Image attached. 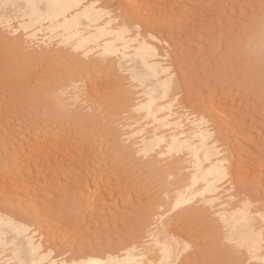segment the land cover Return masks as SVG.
<instances>
[{"label": "bare ground", "instance_id": "1", "mask_svg": "<svg viewBox=\"0 0 264 264\" xmlns=\"http://www.w3.org/2000/svg\"><path fill=\"white\" fill-rule=\"evenodd\" d=\"M139 1L140 0H124V2H125L124 5L126 7H128V9L124 12L125 13L124 14L125 15L124 22L119 23L117 25H113L111 22L112 16L110 17L109 11L107 13H103L101 10L102 8L97 7L98 5L95 6L92 1H90V4H87L84 2V0H0V19H2V20L6 19L7 20V19L13 17V15L18 16L17 18L14 16L15 19H18L19 17L25 18L24 24L26 25V27H23L24 26L22 24L23 22L22 23L19 22L18 25L19 26L22 25V27L24 28V31H26L25 29H28L31 26V28L34 29V33L32 31L30 32L31 34L33 33L32 37L38 31H42L43 30L42 27H44V25L46 23L47 25L44 28H45V31H47L48 34H50L49 36H51V38L54 37V39H55V37H58V39H60V44L67 47L66 50L70 49L69 51H73L75 56H76V59L79 62V65H81L80 72L77 73L78 75L76 74L77 75L76 77H72L70 75L68 76V75L64 74L66 76V79H67L66 81H67L68 87L70 85H73V84H75L76 85L75 87H77V90L73 93H70L69 90H67V88L66 89L61 88L62 86L59 83V80H60L59 78L62 77L60 75H61V73H63V69H61V68L56 69V67L55 68L50 67L49 65L45 64L49 67L46 66L47 68H45V70L40 69L39 71L41 73L38 71H37V73H34L33 70L31 69V67H26L21 74H19L20 72L16 73L18 75L14 74L16 76L13 79H11L12 85H14V87L12 88L13 92L10 94V98L8 96L9 100L13 104H17L18 102L22 101L23 99L30 97L29 93L32 90H36L40 95H42L43 97H46L48 99V101L53 104V108H56V109H57V107H58V109H60V108H63V109L67 108L68 109V107H70V106L78 108V109L88 108L89 112H91L93 114L97 112V113H102L103 115L104 114L105 115H112L113 113L115 114L116 110L121 109V111L123 112V115H121L119 118L117 117V120H116V124L118 122V126H117L118 128L117 129H119V126L120 127H129L130 129H133V130L128 131V134H130V135H132L134 133L140 134L139 135L140 138L136 142V143H138V145H137L138 147H137V149L134 148L135 153L137 152V153L141 154V155H139V156H141L139 158V159H141L139 162L142 161L144 163V166H145V169L147 172H151V173L153 172L155 175L159 176L158 177L159 179L162 180V182H160L161 180L159 181V184L161 183L160 195L158 194L159 197L152 204V206H154V207H152V208H154L153 209V214H154L153 218L156 222L153 224H156V226H155L156 228L154 227L153 229H151L150 232H149V230L147 231V233L149 232V234L147 236L148 239L146 240V244L144 243L145 241L144 242L142 241V239H145L144 238L145 236L141 234L139 237H135L134 239L132 237V239L130 241H127L129 243H127L125 246H123L121 244L122 247L119 249H116L115 251L111 250L110 247H109V249L108 248L105 250L101 249L100 251H98V249H97V251H95V250H89L88 248H85V250H89V251L84 252V253L82 251L81 253H79V249H77L78 251L75 249L76 252L79 254L76 253V254H73L70 256L65 255L63 253L53 255V250L45 247V241H48L51 239V240H54V242H55V240L58 238V233H60V231H58L60 229V227L61 226L63 227V224H65V223H70L68 221L65 222V220H61L62 218L54 217V216H53L54 218H52V217L49 218V216L46 215V213H48L49 209H50L49 211H51V210L54 211L52 207H54L56 204L52 200L53 199L52 197H54V195H53L54 193L52 192L53 194H51L52 195L51 196L50 191L59 190L60 188H62L63 187L62 182L59 181V183H56L57 182L56 181L55 183H52L50 181V183H52V184H49L46 187H45V185L40 186L38 184L39 187H43V188L45 187L44 188L45 192H46V194H49V195H47L48 198H45V199H47V200H45V202H44V198H43L42 204H41L42 209L40 207L41 211L39 210V212H37V214H34V213H36V212H34L35 208L37 206L39 208L38 203H36L37 198L35 197V199H32L31 204L34 205V203H36V206H35V208H33V210H31L29 208L28 209L30 211L29 213H31V211H33V213L30 215L32 216L34 214L35 218L27 217L28 214L26 216L25 213H23L21 211V209H20L21 207L18 208L16 206V204L14 205L13 199H11L10 195H9L12 188L11 189L7 188V187H9L8 186L9 184L7 186L0 184V246L3 247V250L1 251L0 254L2 255V252L4 253V251H5V253L6 252L11 253L12 252L11 253L12 255L10 254L11 257L9 256V258L7 259L8 264H11V263H13V264H179L181 261L186 260V257H190V256L193 257L194 255H197V254L201 255V254H205V253H208V254L217 253L219 258L221 259L220 264H264V188L262 189V185H261L262 181L264 180V153H263L264 152V149H263L264 146H262L263 151L261 149V151H262L261 154L260 153L258 154L257 151L253 150L252 152H257V155L249 156L248 148L245 146V145H247V143H242V140H240V139L239 140L241 142H238V139H237V141H233L235 136L236 137L243 136L240 134L244 133L243 131L246 130L245 124H248V123L245 122V124H242V125H244L245 128L242 126H241L242 127L241 128L238 124L237 120H240L241 118L237 119L236 120L237 122H235V123L238 124V126L241 128V130H243V128L245 130L241 131L242 133H240L238 130L234 129L235 131L238 132L239 136L235 135V134H237V133H235L233 135L232 140L230 139L232 137L231 133H230L231 134L230 138L225 135L227 129H229L228 131H230L232 125L235 127L233 120L229 119V116H228L229 114L226 112L227 111L231 112V111H229V108H232V107H230L229 102L231 101V99L233 97L232 95H234L230 92V90H232L231 85L233 83L231 78L235 77L239 73V71H238L239 69L238 70L236 69L235 72L233 70H232L233 72L231 70L229 72H227L228 70L226 68L229 66V63L232 61L230 56H229L231 53L227 51L229 53V55H227V57L229 56L228 57L229 60L227 59V57H226V59L228 60V62L229 61L230 62L227 63L225 65V67L223 66V63H222V65L218 64L220 67L222 66L223 69H220L219 72L217 70L215 78L212 77V79L215 80V83L217 85L219 84V86L221 85V87H222L219 90L216 89L217 94H218L217 98L220 95V97H219L220 101L215 100V97H216L215 93H213L211 91L215 85L212 88L211 87L208 88V91H209L208 94L206 92L207 87L205 85L209 84V80H206V79H209L211 76H213V75H211L209 78H206L205 81H203V80L198 81L200 86L205 84L203 86L205 87L206 90H202V89L199 90L200 86L196 85L195 82H192V83H194L195 86H198L197 87L198 92H201V90H202L203 93H206V96L208 95L207 96L208 100H209L207 102L208 103V105H207L208 109H206V110H199L198 109L196 111H191V112L186 111L182 106H179L182 103V93L184 90L186 92V89L188 88V87H185L183 85L186 84L185 82H186L187 77H188L187 80L189 81V83L186 86H190L192 84L190 81H192V79L196 78V77L192 78V76H191V79L189 80L190 77L187 75L189 74V72L192 73V71H190V70H193V69H190V68H192L193 65L195 64V63L191 64L192 66H190L189 62L190 61L195 62V60H197V59L191 58V60H189L188 58L190 56L186 55L184 58V56H182V54H180L181 56L176 55V56H178V58L183 57L184 59H186V57H188L186 59V60H188L187 61L188 64L185 63L187 65L182 64L184 62L183 60H182L183 62L179 61L178 65L176 64V66H177L176 68L178 71L177 73H175L173 70H170L168 66H166L162 61H160L159 60V53H158V49H157L158 46H156L152 41H150L151 38L149 40L145 39V38L142 39L144 37L142 35L145 33V31L140 30V28H141L140 22L141 21L134 22L133 21L134 19H132L134 16V13L136 12V10L138 8V2ZM144 1L149 2V0H144ZM231 2H232V0H231ZM150 3H152V2L150 1L148 5H150ZM238 3L236 2V4H238ZM260 3L263 4L261 1H260ZM144 4H145V6L147 5V3H144ZM152 7H150L151 10H152ZM237 7H239V6H237ZM122 8H123V6H122ZM232 8H234V7H232ZM216 9H217V6H216ZM218 9H220V8H218ZM137 11L140 12L139 9ZM223 12H226L225 9ZM217 13H220V12L218 11ZM139 14H141V12ZM221 14H222V12H221ZM221 14H219L218 16L216 15L218 18L217 20H221L220 19L221 16L223 18V15H221ZM223 14H226V13H223ZM250 14L252 15V13H250ZM168 16H170V14ZM226 16H227V14H226ZM246 17H244V18H246ZM143 18H145V17L143 16ZM224 18H223V20L225 21ZM2 20H0V23L2 22L4 24V22ZM244 20H242V22ZM249 20L250 21H248L247 23L246 22L244 24L242 23L243 32L241 34L238 33L239 36H242L241 39L239 37H237V41L240 40V43H238V42L234 43L233 42V44H235V45L230 44V46L229 45L226 46L227 45L226 44L225 46H226V48L228 47V49L231 48V46H232L231 49L232 50L237 49L238 50L237 52L241 51L239 49H244L245 52L247 51L246 55H243L244 54L243 53L242 56H241V53L244 51H241L240 54L238 53L241 57L240 56L236 57V53H233V54L237 58V60H239L238 58L241 59L240 60L241 64L238 67H240L242 74L245 77L246 76L250 77L251 82L249 83V85L251 86V83H252L253 85L258 87V89L256 90V93H257L256 97L258 98L257 100H262V99H264V7L261 10H259L258 12H256L253 15V17L250 18ZM8 22L9 21L7 20L6 23H8ZM134 23L136 25H138V24L139 25L135 26V25H133ZM144 24L146 25V23H144ZM0 25H2V24H0ZM3 26H5V25H3ZM16 26H17V24H16ZM27 26H29V27L27 28ZM148 26L149 25H147L146 27L150 28ZM7 28H9V27H7ZM238 28L240 29V27H238ZM158 29H155V31H157ZM203 30H205V29H203ZM8 31H9V29H8ZM161 31H162V29H161ZM159 32L160 31H158V33ZM164 32H165V30H164ZM204 32H206V31H204ZM198 33H199V31H198ZM27 34H26V36L29 37V34L28 35ZM164 34H166V33H163V35ZM167 34H169V33H167ZM170 34H171V32H170ZM220 34H221V32L219 33V36H220ZM3 35L5 36V34H3ZM10 35H11V33H10ZM172 35H169V37H171ZM141 36H142V38H141ZM145 36L147 37L146 34H145ZM164 36H167V35H164ZM176 36H177V34H176ZM35 37H36V35H35ZM35 37H33V38L35 39ZM45 37H47V39H49L48 35ZM202 37H200V38H202ZM158 38H159V36H158ZM58 39H56V40H58ZM171 39H173V38H171ZM175 39L176 38H174V40ZM50 40L51 39H49L47 41H50ZM159 40H160V38H159ZM166 40L168 41V39H166ZM17 41L19 42L20 40H17ZM43 43H46V42H43ZM229 43H232V42L230 41ZM182 44H184V42ZM190 44L193 45V43H190ZM199 44H200V42L198 43V46H199ZM46 45L48 46V44H46ZM186 45L188 47H191L189 45V43H187ZM43 46H44V44H43ZM47 46H45V48ZM160 46H162V45H160ZM179 46H178V48L180 49L181 45H179ZM59 47H60V45H59ZM164 47L166 48L167 46L164 45ZM195 47H196V45H195ZM219 47H220V44H219ZM222 47H224V46L222 45ZM186 49H187V47H186ZM188 49L190 50V48H188ZM188 49H187V52H189ZM14 50H15V48H14ZM24 50H26V49H24ZM169 50L170 49H168V51ZM198 50H200V49H198ZM21 52H22V50H21ZM178 52H181V51H178ZM182 52H184V51H182ZM191 52H193V51L190 50V53H188V54H190L192 56L193 53H191ZM174 53H175V51H174ZM20 54H23V53H20ZM183 54L185 55V53H183ZM70 55H71V52H70ZM211 55L213 57V54H211ZM223 55L224 54H222L221 62L225 61L223 59ZM99 58L102 59L103 61L107 62V64H106L107 70L112 69L115 66V64H117L119 66L118 68L120 69V71L123 72L128 77L129 82L132 83L131 84V86H132L131 93L130 94L126 93L128 95H127L126 99L124 101H122V103H118V102L110 103V105H113V107H114L113 110L109 109L110 106L106 101L105 102L102 101L104 99L107 100L110 96H112V94H111L112 89H113V88L111 89L112 84H111V82H109L110 80L105 81L104 77L101 76V73L96 72L95 67L92 66L94 64V63L92 64V62H97V59H99ZM36 59L38 60V64L37 65L35 64L36 65L35 67L40 68L42 66V62L45 60L44 54L39 53L38 55H36ZM10 60H12V59H10ZM10 60H8V61H10ZM214 60H215V58H214ZM177 61H178V59H177ZM180 62L182 65H180ZM197 62H198V60H197ZM62 63H64V62H62ZM90 63H91V68H89L87 70V67H84V66L87 64H90ZM173 63L175 64L177 62L175 61ZM190 63H192V62H190ZM224 63H226V62H224ZM230 65H232V64H230ZM17 67H19V65ZM233 67H231V68L228 67V68L232 69ZM238 67H236V68H238ZM202 68H204V67H202ZM188 69H190V70H188ZM201 71L202 70H200V72ZM241 71H240V73H241ZM65 72L67 73V71H65ZM195 72H197V71H195ZM202 72H203V74H205L204 70ZM211 72H212V70H211ZM112 74H115V72ZM195 74H197V73H195ZM118 75H120V74H118ZM198 75L200 77V74H198ZM198 75H196V76H198ZM122 76H124V75H122ZM204 76L205 75H203V77L202 78L200 77V78L203 79ZM199 77L196 79L199 80ZM240 78H242V77L240 76ZM244 78H243V80H244ZM62 79H63V77H62ZM234 79H236V78H234ZM198 82H197V84H198ZM125 83L126 82H124V84ZM236 83H238V81L235 82V84ZM235 84H233V85L236 86ZM211 85H212V83H211ZM249 85L247 88H249ZM128 86L130 87V84ZM183 87H185V89ZM190 88L193 89L195 87L190 86ZM190 88H188V89L190 90V92H192L193 90H191ZM251 88H252V86H251ZM188 89H187V92H188ZM234 89L236 91V88H234ZM237 89H238V87H237ZM213 90H214V92H216L215 89H213ZM0 91H2V90H0ZM128 91H130V90H128ZM124 92H126V91H123V93ZM195 93H197V92H195ZM193 94H194V91H193ZM201 94L200 93L194 94V96L200 95L199 97L201 98L202 97ZM0 95L3 96V93ZM185 96H186V94H185ZM187 96H189V94ZM5 97H6V95H5ZM192 97H193V95H192ZM252 97H255V96H252ZM194 99H193V102H194ZM44 100H46V99H44ZM196 100L201 102V99H199L198 97L196 98ZM185 101H186V98H185ZM206 101H207V99H206ZM200 102H199V104H200ZM6 103H7V101H6ZM190 103H192V102H190ZM201 103L203 104V102H201ZM257 103H259V102L257 101ZM47 104H48V102H47ZM54 104H55V106L57 105V107H54ZM202 104H201V107H202ZM1 105H2V103H1ZM195 106H198V104ZM263 106L264 105H261L259 110H261L263 108ZM10 107H12V106H10ZM37 108H38V106H37ZM1 109L2 108H0V110ZM25 109H27V108H25ZM254 109H256V108H254ZM8 110H9L8 112L11 113L10 112L11 109H9V107H8ZM262 110H264V109H262ZM33 112H35V111H33ZM259 112L260 111H258V110L256 111L257 115ZM86 113H87V111H86ZM1 114H3V113H1ZM4 114L6 115V113H4ZM77 114H78V112H77ZM262 114H264V112ZM21 115L23 116V113ZM21 115H20V118H18L19 120L17 119L18 121H20ZM4 116H1L0 119H2V117H4ZM12 116H14V115H11V117ZM97 117H99V116H97ZM23 118H25V113H24ZM103 119L104 118H102V120ZM6 120H9V119L7 118ZM25 120L22 119V122L24 123ZM241 120L244 121L245 119L243 118ZM243 121H241L240 124ZM36 122L38 123V121H36ZM88 122H89V120H88ZM114 122H115V120H114ZM11 123H12V121H11ZM6 125H7V123H6ZM262 125H264V123ZM1 126L3 127V125H1ZM76 126H78V125H76ZM247 126H249V125H247ZM2 127H0L1 128L0 129V179H3V180H1L2 183L7 182V181H8L7 183L12 182L11 186H13V182H14L13 179H17V178L22 179V176L30 177V178H28L27 181H29V179L34 178V177L37 178V176L40 173L36 172V175H35V174H33V173H35V171H31V172H33V173H31L30 171H28V169L27 170L25 169V167H27V165L29 163H30V167H31L32 162H36V163L39 162L40 165L42 164L43 165V173L46 171L45 169H47V167H44V165L48 166V168L50 165V168L52 169L53 167H51V166L53 164L60 165V164H64L66 161H69L72 163L76 162L77 164H84L87 161H90L91 163L88 166L93 167L95 165L96 161H93V159H92L93 156L91 155L90 151H86L84 153L78 154L75 157H74V155H72L73 153H71V155H68V158L69 157H71V158L64 159L65 158L64 157L62 159V158H60L61 156L54 155V153H53L54 151H52V149H51L52 146H50L49 144L48 145L50 147H48V145H46V147L38 145L39 141H37L36 138L38 137V138L42 139L43 136H41V135L45 134L42 131L40 133H38L39 131L36 130V132L38 134H40L41 137H39L37 135V136H35L36 137L35 139L31 138V139H33V142H32V140H29L30 138H28V136L29 135L31 136L33 131L31 129L32 127L30 128L28 126V124L27 125H24V124L23 125H17L16 127L13 125V127H15V128H13L11 130V132L9 133L10 135L8 137L6 134V131L8 129H5V125L3 127L4 129H2ZM110 127H111V125H110ZM233 128L231 130H233ZM237 129H239V128H237ZM248 129H250V128H248ZM44 130L45 129H43V131ZM108 130H110V129H108ZM99 131H100V129H99ZM235 131H233V132H235ZM41 133H43V134H41ZM217 133H219L221 136L218 137ZM247 133L252 134L249 131ZM2 134L4 135V137L1 138ZM47 134H48L47 137L45 136L46 134L44 135L47 139H48V137L52 138V137H50L51 134L50 135H49V133H47ZM245 134H246V131H245ZM249 138L251 139V137H249ZM52 139H50V140H52ZM262 140H261V142H262ZM54 141H55V137L53 139V142ZM42 142H43V140H42ZM236 142H238V143H236ZM40 143H41V141H40ZM43 143H41V144H43ZM252 143H250L251 146L253 145ZM262 143H264V142H262ZM45 144H46V142H45ZM55 145H56V143H55ZM74 145H76V144H74ZM132 146H133V143H132ZM53 147H54V145H53ZM107 147H109V146H107ZM256 147H257V145H256ZM238 148H239V150H238ZM253 148H255V146ZM53 149H55V148H53ZM130 149H132V148H130ZM261 151H259V152H261ZM133 153H134V151H133ZM137 153H136V155H137ZM117 154H118V152H117ZM251 155H253V154H251ZM113 156H115V155H113ZM123 157L125 158V156H123ZM130 157L132 158V156H130ZM97 161H99V160H97ZM116 162H117V160H116ZM125 163H127V162H125ZM37 165H38V163H37ZM97 165H98V163H97ZM72 167H74V166H72ZM33 168L34 167L32 166V169ZM55 169L56 168H54L53 170H55ZM92 169H94V167ZM96 169H97V167H96ZM40 170L38 169L37 171L42 172ZM48 171L49 170H47L45 172V174H47ZM56 171H58V170H56ZM67 171H66V175H68V173H70ZM77 171H79V170H77ZM81 171H83V169ZM59 174H61V173L59 172ZM95 174H92V175L94 176ZM64 175H65V173H64ZM92 175L91 176L89 175V176L92 177ZM113 175H114V173H113ZM44 176H46V175H44ZM52 176H54V175H52ZM55 176H54V178H55ZM59 176H58V178H60ZM63 176H61V177H63ZM69 176H71V174L68 175V178H70ZM89 176L86 179V181L88 183L87 186L85 185L86 189L80 193L76 192V194L77 193L79 194V195H77L78 196L77 200L75 201L74 204H71V205L69 204L68 209L70 208V214H74V212H75L74 209L75 208L77 209L78 207L80 208L83 205H86L89 208L90 207L93 208L96 206V204L99 200V197L101 195V192L103 190V188L101 187L102 183L100 184V182H99L101 177L98 178L99 175L96 176L97 177L96 179H99V180L92 183L91 181L94 180L95 177H93L94 179H91V181H90ZM106 176H108V175L106 174ZM109 176L112 177V173ZM39 177H41V176H39ZM48 177H50V176H48ZM65 177H67V176H65ZM68 178H67V180H69ZM106 178L109 181L110 177H106ZM26 179H24V180L26 181ZM9 180H12V181H9ZM24 180H19L18 182H20V181L24 182ZM32 180L33 179H31V182H32ZM37 180H38V178H37ZM63 180H65V179H63ZM102 181H104V180L102 179L101 182ZM157 181H158V179H157ZM15 182H16V180H15ZM112 182H113V180H112ZM22 183H20V184L23 185ZM37 183H38V181H37ZM109 183L111 184V182H109ZM14 184H18V183H14ZM64 184H65V182H64ZM151 184H153V186H154L153 182ZM33 186H34V184H33ZM76 186H78V185H76ZM111 186H112V184H111ZM149 186H150V183H149ZM13 187L15 188L16 186L14 185ZM14 188H13L12 193L15 192ZM23 188H24V185H23ZM23 188L20 190L21 193H24V192H22ZM29 188H31V186ZM35 188H37V186H35ZM35 188L33 191H35ZM101 188H102V190H101ZM107 188H109V187H107ZM15 190H17V187ZM109 190H110V188H109ZM136 190H134V191L136 192ZM39 191L40 190L38 189L37 192H39ZM128 191H130V190H127L126 192H128ZM103 192H102V194L104 195ZM105 192H106V190H105ZM123 192H124V190H123ZM16 193L20 194V192L17 191V192H15L14 196H16ZM30 193H32V191L27 193V194H30ZM42 193L44 194L43 191H42ZM55 194H56V191H55ZM123 195H124V193H123ZM11 196H13V194ZM30 196H31V198H33V195H30ZM49 196H51L50 197L51 199H49ZM119 196H121V195H119ZM128 196H130V198H131V193ZM135 196H136V194H135ZM18 197H20V196H18ZM40 197L38 199H41ZM104 197H105V195L102 198L104 199ZM124 197L127 199L126 196H124ZM259 197L261 199L260 201H258V199H257ZM31 198H29V199H31ZM72 198H73V196H72ZM103 199H101V200L103 201ZM129 199H128V201H129ZM72 200H74V199H72ZM101 200H99V202ZM105 200H107V199H104V201ZM124 200L125 199L123 198V201ZM19 201H21L20 198H19ZM26 201L28 202L27 199H26ZM21 202H23L22 204H24V207H25V205L26 206L28 204L30 205V202H28V204H26L25 200L21 201ZM118 202L119 201H116L117 204H118ZM120 202H122V201H120ZM103 203H100V205L102 204V206H103V205H105L106 202L104 204ZM130 203H133V202L130 201ZM119 204L117 205V207L119 206ZM123 204H124V202H123ZM120 205H122V204H120ZM126 205H128V204H126ZM56 206H58V205L56 204ZM104 207L105 206L100 208L101 210L98 207V212L99 211L102 212V209ZM38 208H36V209H38ZM26 209H27V207L25 208V210ZM94 209L96 210V208H93V210ZM86 210H85V212H87ZM93 210H91V209L88 210L91 217H92V215L90 212L93 213L95 211V210L94 211ZM36 211H38V210H36ZM62 211H63V209L61 210V213L63 215ZM77 211H79V210H77ZM82 211L83 210H81V212ZM103 211H104V209H103ZM26 212H28V210ZM58 212H59V210H58ZM112 212L115 213L116 210H115V212H114V210ZM189 212H194L195 215H197V214L200 215L201 213H204V212H207L208 214L210 213V216L213 218V227H212L213 231H212V233L214 234V237H213V239L212 238L208 239L207 242L209 243L212 240H216L215 243L218 244L216 246V248L209 247L211 244H207V247L205 248L204 252L201 253L200 252L201 250L199 252H197L196 247L200 246L202 239L199 238L200 237L199 235L195 236V235L191 234L190 230H192V229L189 230L188 227H186L187 229L185 228V226H187L189 223V222H187L185 215ZM53 214H54V212H53ZM57 214L58 213L56 210L55 216ZM109 215H110V212H109ZM109 215H108V217H109ZM114 215H116V213L113 214L111 218L109 217V219L111 220ZM66 216H67V214H66ZM81 216H82V214H81ZM138 216H140V215H138ZM67 218H68V216H67ZM67 218H66V220L69 219V218L68 219ZM103 218L104 217H102V220H103ZM69 220H71V217ZM76 221H77V219H76ZM121 221H123V220L121 219ZM62 222H63V224H62ZM117 222H114V223H117ZM100 223H101V220H100ZM108 223H109V221H108ZM33 224H35V229L33 231H31L30 227ZM60 224H62V225L60 226ZM105 225H107V224H105V222H104V226ZM142 225H144V224H142ZM150 225H152V224H150ZM66 226H68V225L66 224ZM66 226H65V229H67ZM129 226H130V224H129ZM138 226H139V224H138ZM131 228H130V231L132 230ZM184 228L186 230H188L190 233L185 232ZM198 228H199V226H198ZM138 229H140V228H138ZM60 230H62V229H60ZM145 230H147V229H145ZM107 231H109V230H107ZM141 231H140V233H141ZM65 232H66V230H65ZM192 232H193V230H192ZM196 233H198V232H195V234ZM201 233H202V231H201ZM66 234L68 235L69 233H65V235ZM62 235H63V232H62ZM67 235H66V237H67ZM103 235L105 236L106 234H103ZM136 235H138V233ZM61 238H62V236H61ZM69 238H67L68 241L71 239V238L70 239ZM104 238H103V240H104ZM111 238H113V236L110 237V239ZM97 239H99V238H97ZM110 239L108 241H111ZM63 240H65V238ZM123 240H124V238H123ZM121 241L122 240H120V242ZM61 242H62V240H61ZM88 242H90V241H88ZM88 242H84V243H88ZM104 242H107V241H104ZM142 242L144 244H141ZM50 244H51V242H50ZM58 244H62V243L59 242ZM71 244H70V247L72 246L71 248H74L73 245H71ZM80 244H82V243H80ZM66 245L67 244H65V246ZM90 245H91V243H90ZM90 245H88V247ZM108 245H110V244H108ZM51 246L53 247V245H51ZM80 246H81V248H83L82 245H80ZM66 247H68V246H66ZM78 247H79V245H78ZM104 247H107V243ZM114 247H115V245H114ZM64 248L65 247H63V250H64ZM56 250H57V248H56ZM63 250H62V252H64ZM81 250H83V249H81ZM66 252H67V250H66ZM205 256H206V254H205ZM5 259H6V257H5ZM205 259H206V257H205ZM190 260L191 259H189V261ZM1 261H3L2 258H1ZM192 261H194V260H192ZM204 261L206 263V261H208V260L206 259ZM211 262L213 263V261H211ZM218 262H219V260L216 263H218ZM190 263H192V262H190ZM183 264H186V263L184 262ZM194 264H196V259H195ZM199 264H202V263L199 262Z\"/></svg>", "mask_w": 264, "mask_h": 264}, {"label": "rangeland", "instance_id": "2", "mask_svg": "<svg viewBox=\"0 0 264 264\" xmlns=\"http://www.w3.org/2000/svg\"><path fill=\"white\" fill-rule=\"evenodd\" d=\"M90 1H92L93 2V4L95 5V6H97V7H100V8H102L101 10H102V12L103 13H107L108 11H109V14H110V17H111V22H112V24L113 25H117V24H119V23H123L124 22V19H125V11L128 9V7H126L124 4H125V2H124V0H84V2L85 3H87V4H90ZM96 3H95V2ZM141 1V0H140ZM139 1V2H140ZM152 2V3H150V5H148L149 4V2ZM240 1V2H239ZM245 3H244V2ZM260 1L263 3V4H261L260 3ZM91 2V3H92ZM101 2V3H100ZM123 2V3H122ZM138 2V8H137V10L139 9L140 10V12H141V14H139L140 12L139 11H137L136 10V12L134 13V16H133V18L132 19H134L133 21L134 22H136V21H141L140 23V25H141V28H140V30H143V31H145V33L142 35V36H144L143 38H142V36H141V38L142 39H150V41H152L156 46H158L157 47V49H158V53H159V60L160 61H162L166 66H168L169 67V69L170 70H173L175 73H177L178 71H177V66H176V64L178 65V63H179V61H181V62H183L182 64H185V63H187L188 64V60H186L188 57H186V59H184L185 58V56L187 55V56H190L188 59L189 60H191V58H196L197 60H198V62H197V60H195V62L194 61H190V62H192V63H190L189 62V65L190 66H192L191 64H194L193 65V67L192 68H190V69H193V70H190V69H188V70H190V71H192V73L191 72H189V74L187 75V76H189L190 78H189V80L191 79V76H192V78H194V77H196V78H198L199 77V75L198 74H200V77L202 78L203 77V75H207L206 77L204 76V78L203 79H201L200 77H199V80L198 79H196V78H194V79H192V81H190L191 83L192 82H195V84L196 85H198V86H200L199 85V82L198 81H201V80H203V81H205V79L206 78H209L211 75H213V76H211L209 79H206V80H209V84L208 85H205V84H203V85H205L207 88V90L205 89V87L203 86V85H201L200 86V88H199V90L200 89H202V90H206V92H207V94H208V88L209 87H213L214 85V88L213 89H215V91L216 92H214V90L212 89H210L213 93H215V100L216 101H220V99H219V97H220V95H219V97L217 98V90H219V89H221L222 87H221V85L219 86V84L217 85L216 83H215V80H213L212 79V77L213 78H215V76H216V73H217V70H218V72H219V70L220 69H223V67L221 66H219L218 64H221L222 65V63H223V66L225 67V65L227 64V63H229L228 62V60H229V56H230V58H231V62L229 63V66L228 67H233L232 69H229L228 67L226 68L228 71L227 72H229L230 70L232 71H236V69L239 71V73L235 76V77H232L231 78V80L233 81V83H232V85H231V89L232 90H230V92L232 93V94H234V95H232L233 97H232V99H231V101L229 102V104H230V107H232V108H229V111H231V112H226V113H228L227 115L229 116V119H231V120H233V122H234V124H235V127L232 125V127H231V129L233 128V130H231L230 129V131H228L229 129H227V131H226V133H225V135L227 136V137H231V134H232V137L230 138L231 140L233 139V135L235 134V133H237V134H235V135H237V136H239L238 135V132L237 131H235V130H238L240 133H242L241 131H243V130H245L244 128L246 127V134H245V131H243L244 133H242V134H240V135H243V136H241V137H236L235 136V140L233 139V141H237V139H238V142H241L240 140H242V143H247V145H245L247 148H248V153H249V156H254V155H257V152H258V154L260 153H262V151H263V149H262V146H264V143H262V142H264V125H262L263 123H264V114H262L263 112H264V110H262V109H264V106H263V108L261 109V110H259L260 109V106L261 105H264V99H262V100H257L258 98L256 97V95H257V93H256V90L258 89V87L257 86H255V85H253L252 83H251V86H252V88H251V86L249 85V83L251 82L250 80V77H245L243 74H242V71H241V69H240V67H238V66H240V58H238L239 60H237V58L236 57H239L240 55V53H241V51H244V52H242L241 53V56H242V54L243 55H246V53H247V51L245 52V50L244 49H239V50H241V51H239V52H237L238 50L236 49V50H232L231 48H232V46H231V48H229L228 49V47L226 48V46H230V44L231 45H235V44H233V42L234 43H236V42H238V43H240V40H238L237 41V37H239L240 39H241V37L242 36H239L238 35V33L239 34H241L242 32H243V25H242V23L244 24L245 22L247 23L248 21H250L249 19L250 18H252L253 17V15L256 13V12H258L259 10H261L263 7H264V0H232V2H231V0H149V2L148 1H144V0H142L140 3ZM234 2V3H233ZM236 2L238 3V4H236ZM252 2V3H251ZM256 2V3H255ZM144 3H147V5L145 6V4ZM247 3V4H246ZM254 3V4H253ZM142 4V5H141ZM144 4V5H143ZM216 4V5H215ZM257 4V5H256ZM109 5V6H108ZM141 5V6H140ZM229 5V6H228ZM254 5V6H253ZM119 6V7H118ZM122 6H123V8H122ZM153 6V7H152ZM216 6H217V9L218 8H222L221 10L220 9H216ZM226 6V7H225ZM237 6H239V7H237ZM252 6V7H251ZM261 6V7H260ZM150 7H152V10H151V8ZM232 7H234V8H232ZM243 7V8H242ZM251 10H250V9ZM253 8V9H252ZM125 9V10H124ZM224 9H225V11L226 12H223L224 11ZM124 10V11H123ZM223 10V11H222ZM111 11V12H110ZM220 12V13H217V12ZM254 11V12H253ZM221 12H222V14H221ZM223 13H226L227 14V16H226V14H223ZM250 13H252V15L250 14ZM114 14V15H113ZM118 14V15H117ZM145 14V15H144ZM170 14V16H168ZM219 14H221V15H223V18L225 19V21L223 20V18H222V16H221V20H217L218 18H217V16L219 15ZM250 14V15H249ZM217 15V16H216ZM225 15V16H224ZM14 16L17 18L18 16H16V15H13V17H11V18H9V19H7L9 22L8 23H6L7 22V20L6 19H4V20H2V19H0V20H2L3 22H4V24L1 22L0 24H2V25H0V90H2V91H0V94H2L3 93V96L2 95H0V108H2L1 110H0V118H1V116H4L5 114L4 113H6V115L4 116V117H2V119H0V124L1 125H3V127H4V125H5V129H8L7 131H6V134H7V137L10 135L9 133L11 132V130L13 129V128H15L17 125H27L28 124V126L32 129V134H31V136L29 135L28 136V138H30L29 140H32V142H33V139H31V138H36L35 136H39V137H41V136H43L42 137V139H40V138H36L37 139V141H39V144L38 145H40V146H44V147H46V145H50V146H52L53 147V145H54V147L53 148H55V149H53L52 147H51V149H52V151H54L53 153H54V155H58V156H61L60 158H64V159H66V158H68V155H71V153H73L72 155H74V157L76 156V155H78V154H81V153H84V152H86V151H90V153H91V155L93 156V161H96L97 163H98V165H97V163L95 162V165L93 166L94 167V169H92L93 167L92 166H88V165H90V161H87L86 163H84V164H77L76 162H69V161H66L64 164H60V165H56V164H53L51 167H53L52 169L50 168V165H49V168H48V166H46V165H44V167H47V169H45L46 171L47 170H49L48 172H47V174H45V172L43 173V165L41 164L40 165V163L39 162H37L38 163V165H37V163L36 162H32L31 164H32V166L36 169H32V166L30 167V163L27 165V167H25V169L27 170L28 169V171H35V173H33V172H31V173H33V174H35L36 175V172L37 173H40L38 176H37V178H38V180H37V178L36 177H34V178H31V179H33L32 180V182H31V179H29V181H27L28 180V178H30V177H27V176H22V179L20 178H17V179H13V186L15 185L16 187H17V190H15L16 189V187L14 188L13 186H11V184H12V182H9V183H7V182H4V183H2V181L1 180H3V179H0V184L2 185H5V186H7L8 184V186L9 187H7V188H12V190L10 191V198L11 199H13V202H14V205L16 204V206L18 207V208H20L21 209V211L23 212V213H25V215L27 216V214H28V216L27 217H29V218H35V215L34 214H37V212H39V210H40V207H41V204H42V200H43V198H44V202H45V200H47V199H45V198H48L47 197V195H49V194H46V192H45V187L47 186V185H49V184H52V183H55L56 181V183H59V181H61L62 182V188H60L59 190H54V191H50L51 193H50V195L51 194H53L54 195V197H52L53 199V201H54V203H56L58 206H56V204H55V208L54 207H52L53 208V210L54 211H49L48 210V213H46V215L47 216H49V218H54V217H59V218H62L61 220H65V222L66 221H68V222H70V223H65L64 221V223L65 224H63V222H62V224H63V227L61 226L62 224H60V229H62V230H58V231H60V233H58V238L55 240V242H54V240H48V241H45V247H47V248H49V249H51V250H53V255H57V254H65V255H68V256H70V255H73V254H76L77 252H76V250L77 249H79V253H81L82 251H83V253L84 252H87V251H89V250H95V251H97V249H98V251H100L101 249H109V247L111 248V250H116V249H119V248H121L122 247V245L123 246H125L127 243H129V242H127V241H130L131 239H132V237H133V239L135 238V237H139L141 234L142 235H144L145 237V239H142V241L146 244V240L148 239V234H149V232L151 231V229H153L155 226H156V224H153V223H156L155 222V220H154V214H153V209L154 208H152V207H154V206H152V204H153V202L159 197V195H160V188H161V183L159 184V181L161 180V179H159L158 177V175H155L153 172L151 173V172H147L146 171V169H145V166H144V163L141 161V162H139L141 159H139L141 156H139V155H141L140 153H137V155H136V153H135V149H137V145H138V143H136L137 142V140L140 138V134L139 133H134V134H132V135H130V134H128V131H130V130H133V129H130L129 127H120L119 126V129H117L118 127V122H117V124H116V120H117V117L119 118L121 115H123V112L121 111V109H119V110H116L115 111V114L113 115H103L102 113H91V112H89V110H88V108H83V109H78V108H75V107H72V106H70V107H68V109L67 108H65V109H63V108H60V109H58V107H57V105L55 106V104H54V107H57V109L56 108H53V104L51 103V102H49L48 101V99L46 98V97H43L42 95H40L36 90H32L30 93H29V96L30 97H28V98H26V99H23L22 101H20V102H18L17 104H13L10 100H9V98H10V94L13 92V87H14V85H12V80L11 79H13L16 75H18V74H16V73H19V74H21L22 72H23V70L26 68V67H31V69L33 70V72L34 73H37V71L38 72H40L39 70L40 69H44L45 70V68H47V67H56V69H63V73H61V75L60 76H62L63 77V79H62V77H60L59 79L61 80H59V83L61 84V88H64V89H66L67 88V90H69V92L70 93H73V92H75L76 90H77V87H75L76 85L75 84H73V85H70L69 87H68V85H67V79H66V76L65 75H70V76H72V77H76L78 74L77 73H79L80 72V69H81V65H79V62H78V60L76 59V56H75V54H74V52L73 51H69L70 49H68V50H66L67 49V47H65L64 45H61L60 44V39H58V37H55V39H54V37H52L51 38V36H49L50 34H48V32L47 31H45V26L47 25L46 23H45V25H44V27H42V31H38L35 35H36V37H35V35L33 36V37H35V39L32 37V35H33V33H34V29H32L31 28V26L29 27V26H27V28L28 29H25L26 31H24V28L23 27H26V25L24 24V21H25V18H21V17H19L18 19H15L14 18ZM143 16L145 17V18H143ZM247 16V17H246ZM124 17V18H123ZM244 17H246V18H244ZM123 18V19H122ZM142 18V19H141ZM227 18V19H226ZM11 19V20H10ZM20 19V20H19ZM245 19V20H244ZM148 20V21H147ZM242 20H244L243 22H242ZM6 21V22H5ZM19 22H23L22 24L24 25L23 27H22V25H18L19 24ZM116 22V23H115ZM146 23V25L144 24V23ZM182 22V23H181ZM6 23V24H5ZM10 23V24H9ZM188 23V24H187ZM16 24H17V26H16ZM3 25H5V26H3ZM12 27H11V26ZM133 25H135V26H138V25H136L135 23L133 24ZM147 25H149L148 27H150V28H147L146 26ZM153 25V26H152ZM9 27V28H7V27ZM152 27V28H151ZM238 27H240V29L238 28ZM3 28V29H2ZM13 28V29H12ZM15 28V29H14ZM143 28V29H142ZM159 28V29H158ZM225 28V29H224ZM237 28V29H236ZM8 29H9V31H8ZM31 29V30H30ZM136 29V28H135ZM155 29H158L157 31H155ZM161 29H162V31H161ZM193 29V30H192ZM196 29V30H195ZM203 29H205V30H202ZM4 30V31H3ZM30 30V31H29ZM151 30V31H150ZM164 30H165V32H164ZM195 30V31H194ZM8 31V32H7ZM33 32L32 34L30 33V32ZM153 31V32H152ZM158 31H160L159 33H158ZM198 31H199V33H198ZM202 31V32H201ZM204 31H206V32H204ZM43 32V33H42ZM147 32V33H146ZM170 32H171V34H170ZM180 32V33H179ZM204 32V33H203ZM221 32V34H220V36H219V33ZM5 34V36L3 35V34ZM8 33V34H7ZM10 33H11V35H10ZM29 34V37H27L26 36V34ZM46 33V34H45ZM163 33H166V34H164V35H167V36H164L163 35ZM167 33H169V34H167ZM177 34V36H176V34ZM24 34V35H23ZM27 34V35H28ZM145 34L147 35V37L145 36ZM157 34V35H156ZM173 34V35H172ZM7 35V36H6ZM47 36L48 35V38L49 39H51L50 41H47V40H49V39H47V37H45V36ZM169 35H172L171 37H169ZM200 35V36H199ZM204 35V36H203ZM11 36V37H10ZM14 36V37H13ZM26 36V37H25ZM44 36V37H43ZM158 36H159V38H160V40H159V38H158ZM166 41H164L161 37ZM176 36V37H175ZM203 36V37H202ZM42 37V38H41ZM200 37H202V38H200ZM3 40H2V39ZM12 38V39H11ZM20 40L19 42L16 40ZM31 40H30V39ZM44 38V39H43ZM157 40H156V39ZM171 38H173V39H171ZM174 38H176L175 40H174ZM184 38V39H183ZM10 39V40H9ZM43 39V40H42ZM56 39H58V40H56ZM166 39H168V41L166 40ZM198 39V40H197ZM14 40V41H13ZM40 42H39V41ZM156 40V41H155ZM171 42H170V41ZM189 40V41H188ZM25 41V42H24ZM31 41V42H30ZM58 41V42H57ZM158 41V42H157ZM187 41V42H186ZM197 41V42H196ZM232 42V43H229V42ZM9 42V43H8ZM21 42V43H20ZM42 42V43H41ZM43 42H46V43H43ZM160 42V43H159ZM165 44H164V43ZM184 42V44H182ZM200 42V44H199V46H198V43ZM220 42V43H219ZM13 43V44H12ZM19 43V44H18ZM50 43V44H49ZM174 43V44H173ZM178 43V44H177ZM187 43H189V45L191 46V47H188L186 44ZM190 43H193V45L192 44H190ZM220 44V47H219V44ZM43 44H44V46H43ZM46 44H48V46L46 45ZM166 45L167 47L165 48L164 47V45ZM196 45V47H195V45ZM227 44V45H226ZM59 45H60V47H59ZM160 45H162V46H160ZM179 45H181V48L179 49L178 48V46ZM222 45L224 46V47H222ZM226 45V46H225ZM11 46V47H10ZM15 46V47H14ZM38 48H37V47ZM45 46H47L46 48H45ZM169 46V47H168ZM185 48H184V47ZM18 47V48H17ZM32 47V48H31ZM42 47V48H41ZM64 47V48H63ZM180 47V46H179ZM184 49H183V48ZM186 47H187V49L188 48H190V50H192L193 52H191V53H193L192 54V56L190 55V54H188V53H190V50L188 49V51L189 52H187V49H186ZM201 47V48H200ZM234 47V46H233ZM12 48V49H11ZM14 48H15V50H14ZM165 48V49H164ZM192 48V49H191ZM24 49H26V50H24ZM34 49V50H33ZM38 49V50H37ZM57 51H56V50ZM168 49H170L169 51H168ZM178 49V50H177ZM183 49V50H182ZM198 49H200V50H198ZM21 50H22V52H21ZM33 50V51H32ZM186 50V51H185ZM198 50V51H197ZM212 52H211V51ZM215 50V51H214ZM6 51V52H5ZM174 51H175V53H174ZM178 51H181V52H178ZM182 51H184V52H182ZM226 53H225V52ZM230 52L231 54L229 55V53L228 52ZM233 51V52H232ZM8 52V53H7ZM12 52V53H11ZM60 52V53H59ZM69 52V53H68ZM70 52H71V55H70ZM5 53V54H4ZM20 53H23V54H20ZM39 53H42V54H44V58H45V60L42 62V66L40 67V68H38V67H35L37 64H38V60L36 59V55H38ZM178 53V54H177ZM183 53H185V55L183 54ZM233 53H236V57L234 56V54ZM239 53V54H238ZM20 54V55H19ZM52 54V55H51ZM66 54V55H65ZM73 54V55H72ZM180 54H182V56H184V58L183 57H179L178 58V56H181ZM196 54V55H195ZM211 54H213V57H212V55ZM222 54H224L223 55V59L225 60V61H222L221 62V58H222ZM14 55V56H13ZM173 55V56H172ZM176 55H178V56H176ZM195 55V56H194ZM220 55V56H219ZM226 55V56H225ZM227 55H229L228 57H227ZM50 56V57H49ZM68 56V57H67ZM175 56V57H174ZM194 56V57H193ZM240 56V57H241ZM12 57V58H11ZM15 57V58H14ZM17 57V58H16ZM21 57V58H20ZM28 57V58H27ZM164 57V58H163ZM173 57V58H172ZM218 59H217V58ZM226 57H227V59H226ZM12 59V60H10V59ZM163 58V59H162ZM214 58H215V60H214ZM21 59V60H20ZM75 59V60H74ZM168 59V60H167ZM177 59H178V61H177ZM181 59V60H180ZM208 59V60H207ZM8 60H10V61H8ZM14 60V61H13ZM54 60V61H53ZM173 60V61H172ZM183 60V61H182ZM193 60V59H192ZM220 60V61H219ZM48 61V62H47ZM58 61V62H57ZM64 62V63H62V62ZM177 62V63H173V62ZM15 62V63H14ZM28 62V63H27ZM52 62V63H51ZM55 62V63H54ZM70 62V63H69ZM181 62H180V65H182L181 64ZM203 62V63H202ZM209 62V63H208ZM220 62V63H219ZM224 62H226V63H224ZM8 63V64H7ZM21 63V64H20ZM69 63V64H68ZM94 63V64H93ZM207 65H206V64ZM24 64V65H23ZM33 64V65H32ZM36 64V65H35ZM45 64H47V65H49V66H47V65H45ZM68 64V65H67ZM92 66L93 67H95V70H96V72H100L101 73V76L102 77H104V80L105 81H109V82H111V84H112V86H111V89H112V96H110L107 100H102L103 102H107L108 104H109V109L110 110H113L114 109V107H113V105H110V103H116V102H118V103H122V101H124L125 99H126V97H127V95L128 94H130L131 93V89H132V86H131V84L132 83H130L129 82V79H128V77L123 73V72H121L120 71V69L118 68L119 66L117 65V64H115V66L112 68V69H110V70H107V68H106V64H107V62L106 61H103L102 59H97V62H92ZM187 64H185V65H187ZM205 64V65H204ZM230 64H232V65H230ZM19 65V67H17ZM57 65V66H56ZM62 65V66H61ZM200 65V66H199ZM203 65V66H202ZM237 65V66H236ZM10 66V67H9ZM47 66V67H46ZM99 66V67H98ZM184 66V65H183ZM189 66V67H190ZM218 66V67H217ZM3 67V68H2ZM14 69H13V68ZM76 69H75V68ZM84 67H87V70L89 69V68H91V63L90 64H87V65H85ZM188 67V68H189ZM195 67V68H194ZM202 67H204V68H202ZM215 67V68H214ZM236 67H238V68H236ZM23 68V69H22ZM69 68V69H68ZM74 68V69H73ZM116 68V69H115ZM118 68V69H117ZM201 68V69H200ZM7 69V70H6ZM9 69V70H8ZM22 69V70H21ZM72 69V70H71ZM94 69V68H93ZM199 69V70H198ZM21 70V71H20ZM76 70V71H75ZM119 72H118V71ZM200 70H204V73L205 74H203V72L201 71L200 72ZM211 70H212V72H211ZM65 71H67V73L65 72ZM195 71H197V72H195ZM232 71V72H233ZM240 71H241V73H240ZM70 72V73H69ZM74 74H73V73ZM104 72V73H103ZM115 72V74H112V73H114ZM197 73V74H195V73ZM41 73V72H40ZM109 73V74H108ZM117 73V74H116ZM212 73V74H211ZM14 74H16V75H14ZM65 74V75H64ZM72 74V75H71ZM77 74V75H76ZM118 74H120V75H118ZM209 74V75H208ZM116 75V76H115ZM122 75H124V76H122ZM196 75H198V76H196ZM113 76V77H112ZM120 76V77H119ZM240 76L242 77V78H240ZM10 77V78H9ZM124 77V78H123ZM245 77V78H244ZM234 78H236V79H234ZM243 78H244V80H243ZM126 81H125V80ZM187 79H188V77H187ZM186 79V84H184L183 86H185V87H188V88H190V86H192V87H195V88H190L191 90H193L194 91V94H201V98L199 97L200 95H195L194 96V94H193V91L192 92H190V90L188 89V92H187V89H186V92H185V90L183 91V93H182V103L179 105V106H182L186 111H188V112H191V111H196V110H206V109H208V95L206 96V93H203V91L201 90V92H198V86H195L194 85V83H190L189 85L190 86H186L188 83H189V81ZM238 79V80H237ZM240 79V80H239ZM120 80V81H119ZM238 81V83H236L235 84V82H237ZM6 81V82H5ZM66 81V82H65ZM128 81V82H127ZM241 81V82H240ZM244 81V82H243ZM8 82V83H7ZM65 82V83H64ZM124 82H126L125 84H124ZM197 82H198V84H197ZM2 83V84H1ZM123 83V84H122ZM130 84V87L128 86L129 84ZM211 83H212V85H211ZM120 84V85H119ZM233 84H235L236 86H234ZM5 85V86H4ZM67 85V86H66ZM125 85V86H124ZM194 85V86H193ZM238 85V86H237ZM243 85V86H242ZM248 85H249V88H247L248 87ZM128 86V87H127ZM234 86V87H233ZM246 88H245V87ZM254 86V87H253ZM116 87V88H115ZM121 87V88H120ZM127 89H126V88ZM185 87H183L184 89H185ZM219 87V88H218ZM237 87H238V89H237ZM241 87V88H240ZM115 88V89H114ZM234 88H236V91H235V89ZM256 88V89H255ZM118 89V90H117ZM122 89V90H121ZM217 89V90H216ZM250 91H249V90ZM254 89V90H253ZM128 90H130V91H128ZM197 90V91H196ZM226 90V89H225ZM123 91H126V92H124L123 93ZM255 91V92H254ZM195 92H197V93H195ZM205 92V91H204ZM235 92V93H234ZM252 92V93H251ZM262 92V91H261ZM119 93V94H118ZM123 93V94H122ZM126 93H128V94H126ZM189 94V96H187L188 94ZM185 94H186V96H185ZM204 94V95H203ZM5 95H6V97H5ZM124 95V96H123ZM192 95H193V97H192ZM8 96H9V98H8ZM114 96V97H113ZM118 96V97H117ZM123 96V97H122ZM235 96V97H234ZM252 96H255V97H252ZM188 97V98H187ZM198 97L199 99H201V102H203V104L200 102V101H197L196 100V98ZM111 98V99H110ZM185 98H186V101H185ZM192 100H191V99ZM195 98V99H194ZM204 98V99H203ZM207 99V101H206V99ZM29 99V100H28ZM44 99H46V100H44ZM119 99V100H118ZM184 99V100H183ZM193 99H194V102H193ZM255 99V100H254ZM116 100V101H115ZM188 100V101H187ZM6 101H7V103H6ZM48 102V104H47V102ZM192 102V103H190V102ZM257 101L259 102V103H257ZM45 102V103H44ZM188 102V103H187ZM199 102H200V104H199ZM1 103H2V105H1ZM186 103V104H185ZM6 104V105H5ZM191 104V105H190ZM198 104V106H195V105H197ZM201 104H202V107H201ZM258 104V105H257ZM38 106V108H37V106ZM42 105V106H41ZM194 105V106H193ZM234 105V106H233ZM10 106H12V107H10ZM14 106V107H13ZM23 106V107H22ZM190 108H189V107ZM255 106V107H254ZM8 107H9V109H11L10 110V112L11 113H9L8 111ZM47 107V108H46ZM188 107V108H187ZM25 108H27V109H25ZM192 108V109H191ZM254 108H256V109H254ZM5 109V110H4ZM38 109V110H37ZM54 109V110H53ZM189 109V110H188ZM4 110V111H3ZM14 110V111H13ZM74 110V111H73ZM228 110V109H227ZM255 110V111H254ZM260 111L259 113H258V115H257V113H256V111ZM30 111V112H29ZM33 111H35V112H33ZM65 111V112H64ZM86 111H87V113H86ZM62 112V113H61ZM77 112H78V114H77ZM1 113H3V114H1ZM16 113V114H15ZM23 113V116L21 115ZM24 113H25V118H23L24 117ZM30 113V114H29ZM37 113V114H36ZM43 113V114H42ZM81 113V114H80ZM83 113V114H82ZM86 113V114H85ZM59 114V115H58ZM88 114V115H87ZM97 114V115H96ZM10 115V116H9ZM11 115H14V116H12L11 117ZM20 115H21V119H20V121H18L19 119L18 118H20ZM66 115V116H65ZM88 117H87V116ZM7 116V117H6ZM53 116V117H52ZM73 116V117H72ZM97 116H99V117H97ZM10 117V118H9ZM36 117V118H35ZM110 117V118H109ZM9 119V120H6V119ZM89 118V119H88ZM102 118H104L103 120H102ZM245 119L244 121L243 120H241V119ZM18 119V120H17ZM22 119L23 120H25L24 121V123L22 122ZM237 119H240V120H237ZM28 120V121H27ZM38 121V123L36 122V121ZM83 120V121H82ZM88 120H89V122H88ZM92 120V121H91ZM99 120V121H98ZM111 120V121H110ZM114 120H115V122H114ZM238 121V124H239V126L241 127H244V125H242V124H245V122L246 123H248V124H245L246 126L243 128V130H241V128L238 126V124L237 123H235V122H237ZM11 121H12V123H11ZM17 121V122H16ZM66 121V122H65ZM70 121V122H69ZM94 121V122H93ZM101 121V122H100ZM241 121H243L241 124H240V122ZM262 121V122H261ZM4 122V123H3ZM20 122V123H19ZM6 123H7V125H6ZM19 123V124H18ZM76 123V124H75ZM262 123V124H261ZM91 124V125H90ZM0 125V127H2ZM12 125V126H11ZM13 125L15 126V127H13ZM76 125H78V126H76ZM82 127H81V126ZM110 125H111V127H110ZM247 125H251L250 127L249 126H247ZM7 126V127H6ZM87 126V127H86ZM106 126V127H105ZM2 127V129H4ZM250 128V129H248V128ZM87 128V129H86ZM124 128V129H123ZM126 128V129H125ZM237 128H239V129H237ZM1 129V128H0ZM43 129H47L46 131L44 130L43 131ZM65 129V130H64ZM75 129V130H74ZM99 129H100V131H99ZM108 129H110V130H108ZM123 129V130H122ZM235 129V130H234ZM36 130H38L39 132L38 133H40L41 131L42 132H44L45 134H43V133H41V134H43V135H41L40 136V134H38L37 132H36ZM250 132V133H252V134H249V133H247L248 131ZM88 131V132H87ZM103 131V132H102ZM117 131V132H116ZM124 131V132H123ZM127 131V132H126ZM232 131V132H231ZM233 131H235V132H233ZM59 132V133H58ZM83 132V133H82ZM35 133V134H34ZM47 133H49V135H50V137H52L53 139H54V137H55V141L53 142V139L52 138H49L48 137V139L46 138L47 137ZM96 133V134H95ZM231 133V134H230ZM114 134V135H113ZM125 134V135H124ZM46 137H45V136ZM55 135V136H54ZM77 135V136H76ZM93 135V136H92ZM254 135V136H253ZM72 136V137H71ZM74 136V137H73ZM112 136V137H111ZM116 136V137H115ZM121 136V137H120ZM217 136L218 137H220L221 135L219 134V133H217ZM2 137H4V135L2 134L1 135V138ZM45 137V138H44ZM103 137V138H102ZM243 137V138H242ZM249 137H251V139L249 138ZM255 137V138H254ZM85 138V139H84ZM88 138V139H87ZM91 138V139H90ZM113 138V139H112ZM262 140V142H261V140ZM40 139V140H39ZM48 141H47V140ZM50 139H52V140H50ZM240 139V140H239ZM250 139V140H249ZM259 139V140H258ZM42 140H43V142L45 141L46 142V144H45V142L43 143L42 142ZM84 140V141H83ZM92 140V141H91ZM120 140V141H119ZM40 141H41V143H43V144H41L40 143ZM254 141V142H253ZM48 142V143H47ZM76 142V143H75ZM91 142V143H90ZM111 142V143H110ZM130 142V143H129ZM238 142H236V143H238ZM253 142V143H252ZM55 143H56V145H55ZM98 143V144H97ZM110 143V144H109ZM132 143H133V146H132ZM250 143H252L253 145L251 146V144ZM255 143V144H254ZM257 143V144H256ZM53 144V145H52ZM74 144H76V145H74ZM92 144V145H91ZM107 144V145H106ZM131 144V145H130ZM263 144V145H262ZM48 145V147H50ZM90 145V146H89ZM101 145V146H100ZM256 145H257V147H256ZM94 146V147H93ZM106 146V147H105ZM107 146H109V147H107ZM113 148H112V147ZM118 146V147H117ZM255 146V148H253ZM97 147V148H96ZM40 148V147H39ZM106 148V149H105ZM108 148V149H107ZM130 148H132V149H130ZM135 148V149H134ZM58 149V150H57ZM90 149V150H89ZM114 149V150H113ZM261 149H262V151H261ZM107 150V151H106ZM238 150H239V148H238ZM257 151V152H252V151ZM57 151V152H56ZM70 151V152H69ZM105 153H104V152ZM112 151V152H111ZM118 152V154H117V152ZM133 151H134V153H133ZM259 151H261V152H259ZM56 152V153H55ZM103 152V153H102ZM128 153V154H127ZM256 153V154H255ZM264 153V152H263ZM60 154V155H59ZM127 154V155H126ZM251 154H253V155H251ZM111 155V156H110ZM113 155H115V156H113ZM135 155V156H134ZM117 156V157H116ZM123 156H125V158L123 157ZM130 156H132V158L130 157ZM73 157V156H72ZM69 158H71V157H69ZM68 158V159H69ZM122 158V159H121ZM136 160H135V159ZM91 159V160H92ZM97 160H99V161H97ZM110 160V161H109ZM116 160H117V162H116ZM119 161V162H118ZM127 162V163H125V162ZM103 162V163H102ZM130 162V163H129ZM133 162V163H132ZM138 162V163H137ZM76 163V164H75ZM102 163V164H101ZM116 163V164H115ZM119 163V164H118ZM129 163V164H128ZM128 164V165H127ZM40 165V166H39ZM48 165V164H47ZM104 165V166H103ZM67 166V167H66ZM72 166H74V167H72ZM81 166V167H80ZM83 166V167H82ZM102 166V167H101ZM38 167V168H37ZM78 167V168H77ZM96 167H97V169H96ZM110 169H109V168ZM54 168H56L55 170H53ZM60 170H59V169ZM65 168V169H64ZM69 168V169H68ZM32 169V170H31ZM40 170V171H42V172H38L37 170ZM68 171H67V170ZM83 169V171H81ZM87 169V170H86ZM56 170H58V171H56ZM63 170V171H62ZM77 170H79V171H77ZM91 170V171H90ZM66 171L67 172H70V173H68V175H70L71 174V176H69L70 178H68V175H66ZM93 171V172H92ZM110 173H109V172ZM112 171V172H111ZM116 171V172H115ZM56 172V173H55ZM59 172L61 173V174H59ZM65 173V175H64V173ZM89 172V173H88ZM49 173V174H48ZM51 173V174H50ZM55 173V174H54ZM96 173V174H95ZM104 173V174H103ZM111 173H112V177L111 176H109V175H111ZM113 173H114V175H113ZM145 173V174H144ZM92 174H95L94 176L92 175ZM106 174L108 175V176H106ZM141 174V175H140ZM144 174V175H143ZM44 175H46V176H44ZM52 175H56L55 176V178H54V176H52ZM60 175V176H59ZM64 175V176H63ZM76 175V176H75ZM80 175V176H79ZM90 175H92V177H90V181H91V179H94L93 177H95V179L94 180H92L91 182L93 183V182H95V181H97V180H99V179H96L97 177L96 176H98V178H100V184L102 183V188H103V190H102V188H101V190H102V192L104 193V195H105V197H104V199H107V200H105L104 201V199L102 198L104 195L102 194V192H101V195H100V197H99V200H101V199H103V201L101 202H99V200H98V202H97V204H96V206L95 207H93V208H96V212L93 210V208L92 207H88V206H86V205H83L82 207H78L77 209L75 208L74 209V214H70V208L68 209V206H69V204L71 205V204H74L75 203V201L77 200V198H78V196L77 195H79L78 193H80V192H82L83 190H85L86 189V186H87V181H86V179L88 178V176ZM101 175V176H100ZM110 177V179H109V181H108V179L105 177ZM34 176V175H33ZM39 176H41V177H39ZM48 176H50V177H48ZM58 176L60 177V178H58ZM61 176H63V177H61ZM65 176H67V177H65ZM54 179H53V178ZM77 177V178H76ZM27 178V179H26ZM58 178V179H57ZM65 179V180H63V179ZM67 178L69 179V180H67ZM105 178V179H104ZM142 178V179H141ZM251 178V177H250ZM24 180V179H26V181L24 180V182L22 183L21 181L20 182H18L19 180ZM35 179V180H34ZM48 179V180H47ZM50 179V180H49ZM104 180V181H102L101 182V180ZM157 179H158V181H157ZM252 179V178H251ZM15 180H16V182H15ZM112 180H113V182H112ZM249 180V179H248ZM9 181H12V180H9ZM37 181H38V183H37ZM43 181V182H42ZM48 181V182H47ZM50 181L52 182V183H50ZM73 183H72V182ZM83 181V182H82ZM108 181V182H107ZM149 181V182H148ZM29 182V183H28ZM64 182H65V184H64ZM85 182V183H84ZM109 182H111V184H112V186H111V184L109 183ZM154 183V186H153V184H151V183ZM160 182H162V180L160 181ZM7 183V184H6ZM14 183H18V184H14ZM20 183H22L23 185H24V188H23V185H21ZM27 183V184H26ZM34 184V186H33V184ZM36 183V184H35ZM71 183V184H70ZM82 183V184H81ZM107 183V184H106ZM147 183V184H146ZM149 183H150V186H149ZM246 183V182H245ZM264 180L262 181V183H261V185H262V189L264 188ZM31 184V185H30ZM38 184L41 186H44L45 185V187L43 188V187H39L38 186ZM74 186H73V185ZM26 185V186H25ZM67 185V186H66ZM76 185H78V186H76ZM86 185V186H85ZM106 185V186H105ZM108 185V186H107ZM20 186V187H19ZM31 186V188H29ZM35 186H37V188H35ZM19 187V188H18ZM23 188V190H22V192H24V193H21V189ZM39 187V188H38ZM107 187H109L110 188V190H109V188H107ZM132 187V188H131ZM13 188H14V191L15 192H20V194L19 193H16V196H14V194H15V192L14 193H12L13 192ZM21 188V189H20ZM26 188V189H25ZM34 188H35V191H33L34 190ZM43 188V189H42ZM77 188V189H76ZM84 188V189H83ZM128 188V189H127ZM148 188V189H147ZM30 191H29V190ZM32 189V190H31ZM39 189L40 191L39 192H37V190ZM72 189V190H71ZM137 189V190H136ZM63 190V191H62ZM105 190H106V192H105ZM123 190H124V192H123ZM127 190H130V191H128V192H126ZM134 190H136V192L134 191ZM31 192L32 191V193H30V194H27V193H29V192ZM42 191L44 192V194L42 193ZM55 191H56V194H55ZM74 191V192H73ZM108 191V192H107ZM132 191V192H131ZM134 191V192H133ZM148 191V192H147ZM37 192V193H36ZM53 192V193H52ZM76 192H78L77 194H76ZM124 193V195H123V193ZM147 192V193H146ZM153 194H152V193ZM40 193V194H39ZM43 195H42V194ZM60 195H59V194ZM69 193V194H68ZM71 193V194H70ZM131 193V198H130V196H128L129 194ZM13 194V196H11ZM23 194V195H22ZM74 194V195H73ZM127 194V195H126ZM135 194H136V196H135ZM145 194V195H144ZM147 194V195H146ZM156 194V195H155ZM159 194V195H158ZM30 195H33V198H31V196ZM58 195V196H57ZM69 195V196H68ZM103 195V196H102ZM119 195H121V196H119ZM18 196H20V197H18ZM24 196V197H23ZM28 196V197H27ZM30 196V197H29ZM41 198V199H38L39 197ZM45 196V197H44ZM52 196V195H51ZM51 196H49V199H51L50 197ZM65 196V197H64ZM72 196H73V198H72ZM102 196V197H101ZM110 196V197H109ZM124 196H126L127 197V199L124 197ZM144 196V197H143ZM147 196V197H146ZM152 196V197H151ZM14 197V198H13ZM27 197V198H26ZM35 197L37 198L36 200H37V202L36 203H38V205H39V208H38V206L36 207V208H38V209H36L35 208V206H36V203H34V205L33 204H31V202H32V199H35ZM69 197V198H68ZM122 199H121V198ZM17 198V199H16ZM19 198H20V200L21 201H24L25 200V203L26 204H28V202H30V205L28 204L27 206L25 205V207H24V204H22L23 202H21V201H19ZM29 198H31V199H29ZM62 198V199H61ZM71 198V199H70ZM101 198V199H100ZM111 198V199H110ZM123 198L125 199L124 201H123ZM130 198V199H129ZM137 198V199H136ZM148 198V199H147ZM26 199L28 200V202L26 201ZM72 199H74V200H72ZM119 199V200H118ZM128 199H129V201H128ZM133 199V200H132ZM150 199V200H149ZM153 201H152V200ZM258 199V201H260L261 199H260V197L259 198H257ZM35 200V201H36ZM41 200V201H40ZM56 200V201H55ZM112 202H110V201ZM140 200V201H139ZM69 201V202H68ZM72 203H71V202ZM108 201V202H107ZM116 201H119L118 202V204L120 203V204H122V205H120L119 204V206L117 207V203H116ZM120 201H122V202H120ZM130 201L131 202H133V203H130ZM34 202V201H33ZM41 202V203H40ZM59 202V203H58ZM105 203V205H103V206H105L103 209H104V211H103V209H102V212L101 211H99L98 212V207H99V209L100 208H102L103 206H102V204L100 205V203ZM123 202H124V204H123ZM126 202V203H125ZM128 202V203H127ZM151 204H150V203ZM65 203V204H64ZM68 203V204H67ZM103 203V204H104ZM117 205H116V204ZM20 204V205H19ZM115 204V205H114ZM126 204H128V205H126ZM131 204V205H130ZM33 205V206H32ZM67 205V206H66ZM111 205V206H110ZM146 205V206H145ZM150 205V206H149ZM29 206V207H28ZM63 206V207H62ZM109 206V207H108ZM115 206V207H114ZM130 206V207H129ZM145 206V207H144ZM27 207V209L25 210V208ZM31 207V208H30ZM57 207V208H56ZM137 207V208H136ZM149 207V208H148ZM31 209V210H33V208H35V211L34 212H36V213H34L32 216L30 215V214H32L33 213V211H31V213H29L30 211H29V209ZM51 208V209H52ZM68 210H67V209ZM147 210H146V209ZM41 209H42V207H41ZM63 209V215H62V213H61V210ZM87 209V210H86ZM89 209H91V210H93L94 212L92 213V212H90L91 213V215H92V217L90 216V214H89ZM135 209V210H134ZM28 210V212H26ZM36 210H38V211H36ZM56 210H57V213L59 214H57L56 216H55V214H56ZM58 210H59V212H58ZM65 210V211H64ZM77 210H79V211H77ZM81 210H83L82 212H81ZM85 210L87 211V212H85ZM101 210V209H100ZM108 210V211H107ZM114 210V212H115V210H116V215H114L113 216V218L110 220L109 219V217L111 218L112 217V215L113 214H115V213H113L112 211ZM131 210V211H130ZM25 211V212H24ZM41 211V210H40ZM108 213H107V212ZM118 211V212H117ZM53 212H54V214H53ZM85 212V213H84ZM106 212V213H105ZM109 212H110V215H109ZM61 213V214H60ZM67 214V216H68V218L70 219V217H71V220H69L68 218H67V216H66V214ZM69 213V214H68ZM78 215H77V214ZM113 213V214H112ZM140 213V214H139ZM81 214H82V216H81ZM89 214V215H88ZM97 214V215H96ZM147 214V215H146ZM45 215V216H46ZM62 215V216H61ZM71 215V216H70ZM108 215H109V217H108ZM138 215H140V216H138ZM152 215V216H151ZM54 216V217H53ZM70 216V217H69ZM117 216V217H116ZM136 216V217H135ZM150 216V217H149ZM80 217V218H79ZM98 217V218H97ZM102 217H104L103 218V220H102ZM120 217V218H119ZM146 217V218H145ZM198 217V218H197ZM65 218V219H64ZM66 218L68 219V220H66ZM137 218V219H136ZM148 218V219H147ZM185 218L187 219V222H189L188 223V225L187 226H185V228L186 227H188L189 228V230L190 229H192L193 230V232H192V230H190L191 231V234H193V235H195V236H200L199 238L200 239H202V241H201V244H200V246L199 247H196L197 248V252H199L200 250V252L202 253V252H204L205 251V248L207 247V244H211L209 247H212V248H216V246L218 245L217 243H215L216 242V240H212L211 242H207L208 241V239H210V238H212L213 239V237H214V234L212 233V231H213V218L210 216V213L208 214L207 212H204V213H201L200 215H195V213L194 212H189V213H187L186 215H185ZM76 219H77V221H76ZM109 219V220H108ZM114 219V220H113ZM121 219L123 220V221H121ZM139 219V220H138ZM196 219V220H195ZM209 219V220H208ZM100 220H101V223H100ZM142 220V221H141ZM154 220V221H153ZM34 221V220H33ZM32 221V222H33ZM38 221V220H37ZM74 221V222H73ZM98 221V222H97ZM108 221H109V223H108ZM118 221V222H117ZM131 221V222H130ZM144 221V222H143ZM196 221V222H195ZM72 222V223H71ZM104 222H105V224H107V225H105L104 226ZM114 222H117V223H114ZM121 222V223H120ZM134 222V223H133ZM143 222V223H142ZM144 224V225H142V224ZM66 224L69 226H66ZM70 224V225H69ZM73 224V225H72ZM97 224V225H96ZM129 224H130V226H129ZM138 224H139V226H138ZM141 224V225H140ZM150 224H152V225H150ZM191 224V225H190ZM128 225V226H127ZM147 225V226H146ZM201 225V226H200ZM65 226H66V228L68 229H65ZM72 226V227H71ZM100 226V227H99ZM105 228H104V227ZM117 226V227H116ZM123 226V227H122ZM136 226V227H135ZM198 226H199V228H198ZM206 226V227H205ZM110 227V228H109ZM127 227V228H126ZM132 227V228H131ZM148 227V228H147ZM192 227V228H191ZM31 231H33L34 229H35V224H33L31 227ZM59 228V227H58ZM120 228V229H119ZM130 228L132 229L131 231H130ZM138 228H140V229H138ZM156 228V227H155ZM184 228V231L185 232H187V233H190L188 230H186ZM196 228V229H195ZM64 229V230H63ZM88 229V230H87ZM97 229V230H96ZM145 229H147V230H145ZM65 230H66V232H65ZM107 230H109V231H107ZM113 230V231H112ZM128 230V231H127ZM137 230V231H136ZM142 230V231H141ZM149 230V232L147 233V231ZM156 230V229H155ZM68 231V232H67ZM98 231V232H97ZM106 231V232H105ZM124 231V232H123ZM127 231V232H126ZM140 231H141V233H140ZM146 231V232H145ZM157 231V230H156ZM201 231H202V233H201ZM62 232H63V235H62ZM112 232V233H111ZM195 232H198V233H196L195 234ZM65 233H69L68 235H67V237H66V235H65ZM102 233V234H101ZM138 233V235H136ZM147 233V234H146ZM211 233V234H210ZM61 234V235H60ZM92 236H91V235ZM103 234H106L105 236L103 235ZM146 234V235H145ZM208 234V235H207ZM120 235V236H119ZM122 235V236H121ZM129 235V236H128ZM205 235V236H204ZM61 236H62V238H61ZM65 236V237H64ZM113 236V238H111L110 239V237H112ZM71 239H70V238ZM88 237V238H87ZM92 237V238H91ZM105 237V238H104ZM126 237V238H125ZM204 237V238H203ZM65 238V240H63ZM67 238H69L70 240L68 241V239ZM90 238V239H89ZM97 238H99V239H97ZM103 238H104V240H103ZM123 238H124V240H123ZM89 239V240H88ZM111 240V241H108V240ZM115 239V240H114ZM61 240H62V242H61ZM94 242H93V241ZM120 240H122L121 242H120ZM65 241V242H64ZM88 241H90V242H88ZM101 241V242H100ZM104 241H107V242H104ZM50 242H51V244H50ZM62 243V244H58V243ZM84 242H88V243H84ZM98 242V243H97ZM101 244H100V243ZM104 242V243H103ZM109 242V243H108ZM141 243V244H144V243ZM57 243V244H56ZM72 243V244H71ZM75 243V244H74ZM80 243H82V244H80ZM90 243H91V245H90ZM106 243H107V247H104L105 245H106ZM119 243V244H118ZM56 244V245H55ZM65 244H67L66 246H68V247H66L65 246ZM70 244L71 245H73V247L74 248H71L70 247ZM94 244V245H93ZM99 244V245H98ZM108 244H110V245H108ZM122 244V245H121ZM51 245H53V247L51 246ZM62 245V246H61ZM78 245H79V247H78ZM80 245H82L83 246V248H81V246ZM88 245H90L89 247H88ZM103 245V246H102ZM114 245H115V247H114ZM119 245V246H118ZM95 246V247H94ZM117 246V247H116ZM60 247V248H59ZM63 247H65L64 248V250H63ZM99 247V248H98ZM56 248H57V250H56ZM85 248H88L89 250H85ZM92 248V249H91ZM61 249V250H60ZM76 249V250H75ZM81 249H83V250H81ZM3 250V247H1L0 246V253H1V251ZM62 250L64 251V252H62ZM66 250H67V252H66ZM50 251V250H49ZM78 251V250H77ZM57 252V253H56ZM12 253V252H11ZM11 253H9V252H6L5 253V251H4V253L2 252V255L0 254V261H1V258H2V260L3 261H1L0 262V264H8L7 262V259L9 258V256L11 257ZM79 253H77V254H79ZM11 254V255H10ZM205 254H206V256H205ZM205 254H197V255H194L193 257H186V260H183V261H181L179 264H183L184 262L186 263V264H192L193 262L195 263V259H196V264L198 263L199 264V262H201L202 264H220V262H221V259L219 258V256L217 255V253H211V254H208V253H205ZM210 257H209V256ZM8 256V257H7ZM4 257V258H3ZM5 257H6V259H5ZM201 257V258H200ZM205 257H206V259L208 260V261H206V263H205V261L204 260H206L205 259ZM216 257V258H215ZM218 257V258H217ZM188 258V259H187ZM5 259V260H4ZM189 259H191L190 261H189ZM192 260H194V261H192ZM199 262H198V261ZM217 262L218 260H219V262L218 263H216L215 261ZM6 261V262H5ZM187 261V262H186ZM203 261V262H202ZM211 261H213V263L211 262ZM190 262H192V263H190ZM193 263V264H194ZM11 264H13V263H11Z\"/></svg>", "mask_w": 264, "mask_h": 264}]
</instances>
